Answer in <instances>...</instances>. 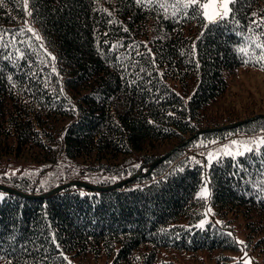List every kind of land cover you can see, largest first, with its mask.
Returning a JSON list of instances; mask_svg holds the SVG:
<instances>
[{
  "label": "trees",
  "instance_id": "16d2710c",
  "mask_svg": "<svg viewBox=\"0 0 264 264\" xmlns=\"http://www.w3.org/2000/svg\"><path fill=\"white\" fill-rule=\"evenodd\" d=\"M27 2L39 37L24 0H0V164L30 157L50 172L0 184L43 195L74 180V162L136 177L44 198L0 190V264H186L238 249L236 224L264 253V146L208 165L184 152L198 138L264 130V116L220 108L234 75L264 69V0H235L211 24L188 0ZM227 258L214 256L249 264Z\"/></svg>",
  "mask_w": 264,
  "mask_h": 264
},
{
  "label": "rangeland",
  "instance_id": "374dc122",
  "mask_svg": "<svg viewBox=\"0 0 264 264\" xmlns=\"http://www.w3.org/2000/svg\"><path fill=\"white\" fill-rule=\"evenodd\" d=\"M24 7L26 11V24L27 27L34 32L36 36L39 37V33L34 28L31 22V9L28 5L27 0H24ZM206 19V18H205ZM208 23V21L206 20ZM234 106L235 110L237 111L236 115L242 114L245 115V112H256V115L250 116L248 119H252L258 116H264V69L261 68H250L248 70H242L234 75L232 78V90L230 94H228L225 99L220 104V108H225V110H230V108ZM248 113V114H249ZM245 121V118L242 119ZM242 120L236 121L232 124L243 122ZM227 124V125H232ZM261 137H264V130L248 134L245 132H232L225 138H198L192 146L185 149L187 155L198 154L200 157H204L207 159L208 165L212 160L222 155H225V151H231L233 156L237 151H243L242 145L247 144L249 147L257 148V145L252 143L253 141H258ZM193 139L190 137L189 139L183 141L175 145L173 144L170 146H165L162 150L163 156L168 154L169 152H173L176 149H179L182 145L186 144L189 140ZM233 141L236 144H233ZM170 153V154H171ZM162 156V157H163ZM211 156V159H210ZM160 157V158H162ZM34 159L30 157H22L16 158V160H9L5 162H1L0 164V176L12 177V176H37V171L43 170L44 172H50V168H42L41 164L38 162H34ZM83 161V160H80ZM59 162H62L59 160ZM69 167L73 169V173L75 175L74 180L72 181H83L90 183L92 182H99V181H106L112 180L116 183L120 182L121 177L119 176H111L107 173L101 171V169L90 168L86 164H81L80 162L69 163ZM149 171V169H148ZM139 175H143L141 172ZM129 176V175H128ZM135 177V176H132ZM129 177V178H132ZM128 179V178H127ZM92 184V183H90ZM94 185V184H93ZM207 188L208 195L206 197L201 196V192ZM211 194V189L209 182H205L202 188L197 193V196L200 199L209 198ZM209 218V214L199 221V225L201 222L203 224ZM236 237L239 243V248L236 250H223L217 251L214 253H200L197 257L189 258L185 260L186 264H217L214 260V256L216 257L217 254L223 253L227 255V261H243L249 264H264V253L259 252V250L254 249L251 246H246V236L244 229L241 225L236 224ZM73 262L78 263L76 260H72ZM89 264H113L112 259L101 258L99 260L91 261ZM219 264V263H218Z\"/></svg>",
  "mask_w": 264,
  "mask_h": 264
},
{
  "label": "snow or ice",
  "instance_id": "6c2138e0",
  "mask_svg": "<svg viewBox=\"0 0 264 264\" xmlns=\"http://www.w3.org/2000/svg\"><path fill=\"white\" fill-rule=\"evenodd\" d=\"M232 3H235V0H206V2H201V0H188L185 7L192 6L201 9V14L206 18L208 23L211 24L218 23L220 20L227 18L231 12L230 4ZM241 51H243V49ZM261 60H264V56L261 57ZM252 143L257 145V149L260 146H264V137H261L258 141H253ZM233 144H236V142L233 141ZM242 147L243 151H237L235 155H244L245 152L254 151V149L247 144L242 145ZM225 155H233V153L231 151H225ZM200 195L206 197L208 195L207 188H205ZM203 226L204 224L201 222L199 227L203 228Z\"/></svg>",
  "mask_w": 264,
  "mask_h": 264
},
{
  "label": "water",
  "instance_id": "95a60500",
  "mask_svg": "<svg viewBox=\"0 0 264 264\" xmlns=\"http://www.w3.org/2000/svg\"><path fill=\"white\" fill-rule=\"evenodd\" d=\"M240 123H243V122H239V123H235V124H232V125H227L225 127H233V126H236ZM225 127H222V128H225ZM176 149V148H175ZM171 152H169L168 154H166L165 156H163L162 158H160L159 160H157L155 163L152 164V166L149 168V172H151V170L161 161L165 160L166 157L170 154ZM140 176V175H138ZM136 177V176H135ZM135 177H132V178H128V179H125L123 181H120L118 183H115L111 186H108V187H101V186H97V185H93V184H90V183H87V182H83V181H70V182H67L63 185H60L56 188H54L53 190H51L50 192H47L43 195H29V194H25V193H22L21 191L17 190V189H14V188H11L9 186H6V185H3V184H0V190H5V191H8V192H12V193H15L17 195H20V196H23V197H27V198H32V197H40V198H44V197H47L49 195H52L58 191H61L63 190L64 188L68 187V186H71V185H74V186H81V187H88V188H92V189H95V190H108V189H114V188H120L122 186H124L125 184H127L129 181L133 180Z\"/></svg>",
  "mask_w": 264,
  "mask_h": 264
}]
</instances>
